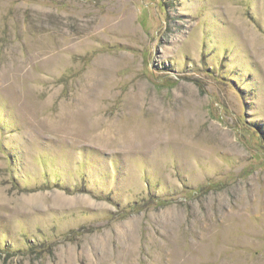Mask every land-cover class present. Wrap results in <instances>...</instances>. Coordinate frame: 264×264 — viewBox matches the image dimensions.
<instances>
[{"label": "rangeland", "instance_id": "rangeland-1", "mask_svg": "<svg viewBox=\"0 0 264 264\" xmlns=\"http://www.w3.org/2000/svg\"><path fill=\"white\" fill-rule=\"evenodd\" d=\"M0 264H264V0H0Z\"/></svg>", "mask_w": 264, "mask_h": 264}]
</instances>
